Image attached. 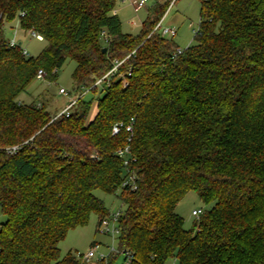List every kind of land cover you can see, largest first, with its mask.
Wrapping results in <instances>:
<instances>
[{"label":"trees","instance_id":"obj_1","mask_svg":"<svg viewBox=\"0 0 264 264\" xmlns=\"http://www.w3.org/2000/svg\"><path fill=\"white\" fill-rule=\"evenodd\" d=\"M115 3L0 0V264H113L61 257L70 230L109 213L96 190L120 191L131 264H264V0H202L196 43L176 56L173 39L149 35L170 0L137 35L122 31ZM15 20L43 36L38 56L10 45ZM132 52L99 95L85 94L92 114L85 96L56 119L19 98L40 69L54 82L74 60L77 93ZM132 118L130 141L125 128L113 134ZM127 144L134 190L122 187ZM191 191L214 204L187 229L176 207Z\"/></svg>","mask_w":264,"mask_h":264},{"label":"rangeland","instance_id":"obj_2","mask_svg":"<svg viewBox=\"0 0 264 264\" xmlns=\"http://www.w3.org/2000/svg\"><path fill=\"white\" fill-rule=\"evenodd\" d=\"M135 0H116L115 10L121 20V29L124 33L132 35L139 34L143 21L147 18L149 12L157 3H163L165 0H148L138 11L134 9ZM202 0H170L168 9L164 16L163 25L178 28V32L172 39L181 48H186L196 43L195 32L201 22L200 7ZM134 21V23H131ZM193 24V27L190 24ZM17 32V39L23 48H26L30 56H38L47 45L46 41L34 37L31 32L24 31L17 25V20L9 24L6 28L8 38L14 36V30ZM198 35V34H197ZM76 67L74 60H67L65 65L59 70L57 79L54 82L44 79H35L29 84L27 90L19 98L21 101L30 103L32 101L44 102L47 109L52 114H56L67 107L76 96V84L72 78V73ZM63 87L69 91V96L61 94L59 89ZM78 93V92H77ZM101 93L98 87L96 95ZM95 94L89 93L85 97L92 100L91 114L94 113L96 106ZM94 111V112H93ZM107 194L102 190H96L95 195L101 199L110 212L119 208L125 209L119 199V193ZM214 203H204L196 192H189L177 205L176 211L184 219V226L190 229L198 221V218L192 215L194 209H211ZM5 220L0 207V223ZM99 217L96 213L91 214L89 222L85 226L70 230L66 238L60 244L61 257H64L69 251H78L79 254H86L91 248L95 247L98 252L110 253L112 249H119V241L98 231ZM98 255L91 261L97 262ZM125 258L122 253L117 254L113 264H124ZM166 264H178L177 258L169 259Z\"/></svg>","mask_w":264,"mask_h":264},{"label":"built area","instance_id":"obj_3","mask_svg":"<svg viewBox=\"0 0 264 264\" xmlns=\"http://www.w3.org/2000/svg\"><path fill=\"white\" fill-rule=\"evenodd\" d=\"M147 1L148 0H135L133 2L135 11H138L140 8L145 6ZM22 15H24V14H22ZM164 16L155 25V27L152 29V31L149 35L158 34V35H161V36L166 37L168 39H172L173 37L176 36V34L178 32V28L164 26L163 25ZM17 25L19 26V20L17 21ZM190 26L193 27V24L191 23ZM199 31H200V25L196 29H194L195 37L197 36V34H199ZM14 33H15L14 36L12 38H10V45L11 46H14V45L20 43L17 39L16 29L14 30ZM31 34L34 37H36L37 39L43 40V36L41 34L34 33L32 31H31ZM102 34L106 37L105 31H103ZM105 40H107V39H105ZM184 49L185 48H181L179 46L176 47L175 52H174V56L181 54L184 51ZM23 54L26 55L27 57L30 56L26 48L23 49ZM132 54H133V52L130 53L129 55H127L124 59H122L120 61H116L114 67L111 70H109L107 73H105L102 77L98 78L96 80V82L90 88L84 89L83 91H81V92L79 91L78 93H76V96L74 99H72L71 103L67 107L62 109L61 111L57 112L53 119H56L57 117H59L63 114H69L71 107L75 104L77 99L79 97L85 96V94L92 87H103L105 85H107V86L110 85L113 76L117 72L118 66L120 64H122L123 61L125 59H127ZM130 74L131 73L129 72L128 75H126V76L122 75L121 76L123 86H126L129 83V75ZM46 75H47V73L43 69H40L37 73V79H44L46 77ZM59 92L61 94L69 96V91H67L63 87H61L59 89ZM133 123H134V118H132L131 122L128 124H124L123 122L116 123L113 127V134H118L122 128H125L127 132L131 133V135L128 138L130 141L132 134H133ZM117 154L123 161L125 173H126L125 178L122 182V187H127V188L133 189V190L136 189L137 188L136 174L131 169V162H132L131 158L132 157H131L130 145L127 144L126 146L118 149ZM123 212H124V210L122 208H119L118 210H116L114 212L109 211V213L107 215H105L104 217H102L100 219V221L98 223V231H100L104 235H107V236L112 237L113 239H117L119 241V236L121 233L120 218H121ZM203 212H204L203 209H194L192 211V215L199 218ZM119 253H122L124 255V258H125L124 264H131L132 263L131 253L129 251H123L120 248L117 250L112 249L110 251V253L106 254L103 252H98L96 250V248L93 247L86 254H82V259L86 260V261H91L96 255H98V258H99L98 261H103V260L107 261L110 256H112V255L117 256V254H119Z\"/></svg>","mask_w":264,"mask_h":264},{"label":"crops","instance_id":"obj_4","mask_svg":"<svg viewBox=\"0 0 264 264\" xmlns=\"http://www.w3.org/2000/svg\"><path fill=\"white\" fill-rule=\"evenodd\" d=\"M114 13H116L117 14V11L116 10H114ZM131 23H134V21H131ZM177 44V43H176ZM24 102V101H23ZM94 111H96V106H95V109H94ZM93 111V112H94Z\"/></svg>","mask_w":264,"mask_h":264},{"label":"water","instance_id":"obj_5","mask_svg":"<svg viewBox=\"0 0 264 264\" xmlns=\"http://www.w3.org/2000/svg\"><path fill=\"white\" fill-rule=\"evenodd\" d=\"M103 51H106V48H104Z\"/></svg>","mask_w":264,"mask_h":264}]
</instances>
